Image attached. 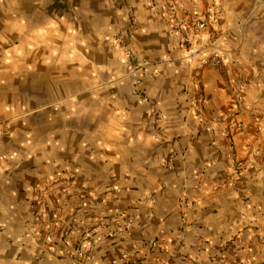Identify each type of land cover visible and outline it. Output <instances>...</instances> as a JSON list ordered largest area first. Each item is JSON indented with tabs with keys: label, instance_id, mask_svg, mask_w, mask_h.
<instances>
[{
	"label": "crops",
	"instance_id": "crops-1",
	"mask_svg": "<svg viewBox=\"0 0 264 264\" xmlns=\"http://www.w3.org/2000/svg\"><path fill=\"white\" fill-rule=\"evenodd\" d=\"M166 4L0 0V264H264V0Z\"/></svg>",
	"mask_w": 264,
	"mask_h": 264
},
{
	"label": "built area",
	"instance_id": "built-area-1",
	"mask_svg": "<svg viewBox=\"0 0 264 264\" xmlns=\"http://www.w3.org/2000/svg\"><path fill=\"white\" fill-rule=\"evenodd\" d=\"M166 8L170 15L173 17L177 30L183 34L182 42L187 58L191 59L197 52L193 49L192 39L189 37L190 32H204L206 30H216L219 25V17L212 7L202 5V0H166ZM131 25L136 23L135 18L130 16ZM124 52L127 54L130 51L125 48ZM226 58L222 51L215 50L207 58L202 59L203 66L215 67L223 64ZM144 68V65L139 66L137 70ZM235 89L234 86H232ZM236 94L238 93L235 89ZM239 101L241 98L238 97ZM205 101L202 99L201 103ZM237 128H241L240 123L236 124ZM89 235V230L84 232L83 241ZM78 256L83 257L84 252L78 250ZM116 262H112L115 264Z\"/></svg>",
	"mask_w": 264,
	"mask_h": 264
}]
</instances>
